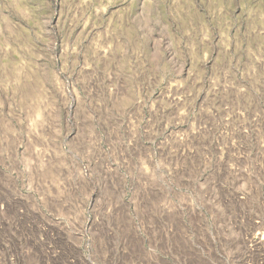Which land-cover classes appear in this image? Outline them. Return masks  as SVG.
Returning <instances> with one entry per match:
<instances>
[{
    "label": "rangeland",
    "instance_id": "1",
    "mask_svg": "<svg viewBox=\"0 0 264 264\" xmlns=\"http://www.w3.org/2000/svg\"><path fill=\"white\" fill-rule=\"evenodd\" d=\"M45 263L264 264V0H0V264Z\"/></svg>",
    "mask_w": 264,
    "mask_h": 264
},
{
    "label": "bare ground",
    "instance_id": "2",
    "mask_svg": "<svg viewBox=\"0 0 264 264\" xmlns=\"http://www.w3.org/2000/svg\"><path fill=\"white\" fill-rule=\"evenodd\" d=\"M235 198V197H234ZM51 226V225H50ZM262 227V226H261ZM261 230V229H260ZM63 233V232H62ZM173 242H174V240H173ZM60 244V243H59ZM172 246V245H171ZM255 247H257L256 245H255ZM250 248V247H249ZM172 249V248H171ZM47 251V250H46ZM164 252V251H163ZM29 253H30V251H29ZM28 253V254H29ZM32 253V252H31ZM190 255V254H189ZM56 256H57V254H56ZM182 256V255H181ZM46 257V256H45ZM50 257H51V255H50ZM58 257V256H57ZM189 259V258H188ZM50 260V259H49ZM183 261V260H182ZM44 263V262H43ZM67 263V262H66ZM46 264V263H45Z\"/></svg>",
    "mask_w": 264,
    "mask_h": 264
}]
</instances>
